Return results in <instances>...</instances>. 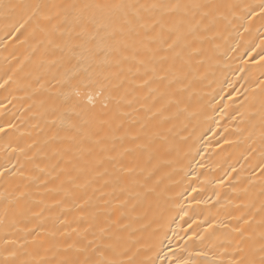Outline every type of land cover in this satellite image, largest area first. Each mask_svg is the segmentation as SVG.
<instances>
[{"label": "bare ground", "instance_id": "6f19581e", "mask_svg": "<svg viewBox=\"0 0 264 264\" xmlns=\"http://www.w3.org/2000/svg\"><path fill=\"white\" fill-rule=\"evenodd\" d=\"M262 10L0 0V264L258 261Z\"/></svg>", "mask_w": 264, "mask_h": 264}, {"label": "snow or ice", "instance_id": "6c2138e0", "mask_svg": "<svg viewBox=\"0 0 264 264\" xmlns=\"http://www.w3.org/2000/svg\"><path fill=\"white\" fill-rule=\"evenodd\" d=\"M16 6L12 5L11 8L14 9ZM264 11V10H262ZM77 96L80 95L79 92L76 93ZM88 100L91 101L92 97L89 96ZM0 131H3V129H0ZM103 231V229L101 230ZM262 239H264V233H261ZM260 259L257 261L255 259L247 260V261H240L239 264H264V243L260 245ZM100 258L97 259L96 261L93 262V264H124L122 261H116V260H110L106 258L105 251H100L99 252ZM24 264V262H22ZM37 264H42V262H37Z\"/></svg>", "mask_w": 264, "mask_h": 264}]
</instances>
